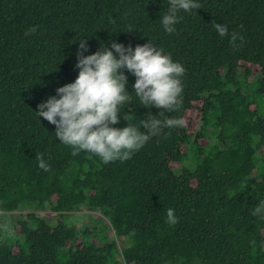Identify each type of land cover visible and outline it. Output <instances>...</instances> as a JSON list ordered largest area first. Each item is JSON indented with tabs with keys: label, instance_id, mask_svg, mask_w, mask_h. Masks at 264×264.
I'll return each mask as SVG.
<instances>
[{
	"label": "trees",
	"instance_id": "obj_1",
	"mask_svg": "<svg viewBox=\"0 0 264 264\" xmlns=\"http://www.w3.org/2000/svg\"><path fill=\"white\" fill-rule=\"evenodd\" d=\"M196 2L169 34V0H0V264H264V210L253 215L264 202V0ZM233 31L243 42L230 44ZM84 39L85 56L148 42L180 63L182 106L165 114L184 126L124 162L73 155L37 106L75 81ZM123 72L131 101L114 127L144 131L161 110L141 105ZM79 211L89 216L70 225ZM13 212L8 232L1 216Z\"/></svg>",
	"mask_w": 264,
	"mask_h": 264
},
{
	"label": "clouds",
	"instance_id": "obj_2",
	"mask_svg": "<svg viewBox=\"0 0 264 264\" xmlns=\"http://www.w3.org/2000/svg\"><path fill=\"white\" fill-rule=\"evenodd\" d=\"M200 7L196 0H169L167 12L161 18L164 30L174 33V25L180 19L178 13ZM214 27L221 37L229 35L226 25L215 23ZM36 30L35 27L29 28L25 35ZM237 39L243 42V38L233 31L230 44L235 45ZM86 51L87 40L84 39L79 42L75 65L79 72L75 81L57 88L56 96L37 106L38 116L55 126V136L64 145L72 147L73 155L85 151L98 156L105 164L117 160L124 162L143 148L150 138L160 135L164 128L184 126L183 119L169 118L165 113L178 111L182 106L181 77L185 69L165 55L163 49L148 42L135 49L113 42L111 50L103 46L94 54L85 56ZM123 70L136 78L133 92L140 104L161 110L158 116L149 115L140 121L144 131L131 124L114 127L120 123V106L131 101V95L126 91L128 77ZM37 160L40 169L49 170L42 154H38ZM262 210L264 202L257 206L253 215ZM9 214L12 213L1 217ZM177 222L174 209L169 208L166 223L174 225Z\"/></svg>",
	"mask_w": 264,
	"mask_h": 264
},
{
	"label": "rangeland",
	"instance_id": "obj_3",
	"mask_svg": "<svg viewBox=\"0 0 264 264\" xmlns=\"http://www.w3.org/2000/svg\"><path fill=\"white\" fill-rule=\"evenodd\" d=\"M200 127V118L196 119V126L193 127V131L196 132ZM171 166L174 167V170H178L179 169V164H174L171 163ZM28 211H24V213H26ZM17 214V212H14L12 214H9L8 216H6L5 218L1 219L2 221V227L4 229H6L8 232L11 230L12 225L14 224L16 217L15 215ZM39 215L43 218L46 219V221L53 225L56 223V221L59 220V218L57 217L56 214L52 213L51 211H49L48 209L45 211H42L39 213ZM89 216V213H87V211H79V212H70L68 217H67V222L70 225H73L75 227H81L84 219ZM66 221V220H65Z\"/></svg>",
	"mask_w": 264,
	"mask_h": 264
}]
</instances>
